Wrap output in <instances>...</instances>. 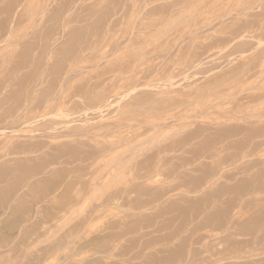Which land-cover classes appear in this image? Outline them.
Here are the masks:
<instances>
[{"label": "rangeland", "instance_id": "rangeland-1", "mask_svg": "<svg viewBox=\"0 0 264 264\" xmlns=\"http://www.w3.org/2000/svg\"><path fill=\"white\" fill-rule=\"evenodd\" d=\"M0 264H264V0H0Z\"/></svg>", "mask_w": 264, "mask_h": 264}, {"label": "bare ground", "instance_id": "bare-ground-1", "mask_svg": "<svg viewBox=\"0 0 264 264\" xmlns=\"http://www.w3.org/2000/svg\"><path fill=\"white\" fill-rule=\"evenodd\" d=\"M254 22H252L251 25H253ZM252 28H253V26H252ZM257 147H258V144L257 143L248 144V143L242 142V141L241 142H238V148H239L240 151L239 150L238 151L234 150V151H232L233 153H231V154H225L224 156L219 157L218 161L216 163H214L211 168L212 169H214V168L215 169L221 168L224 163H227L229 161H234V160H237V159L242 158V157L244 158L245 152H248L249 151L247 149L257 148ZM209 197H211V196H209Z\"/></svg>", "mask_w": 264, "mask_h": 264}]
</instances>
